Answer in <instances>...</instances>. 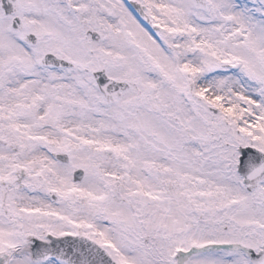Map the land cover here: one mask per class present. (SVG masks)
Segmentation results:
<instances>
[{"label":"snow or ice","instance_id":"6c2138e0","mask_svg":"<svg viewBox=\"0 0 264 264\" xmlns=\"http://www.w3.org/2000/svg\"><path fill=\"white\" fill-rule=\"evenodd\" d=\"M0 264H264V0H0Z\"/></svg>","mask_w":264,"mask_h":264}]
</instances>
